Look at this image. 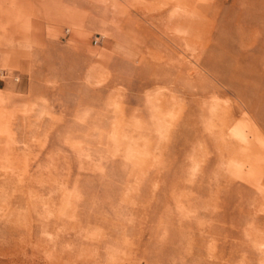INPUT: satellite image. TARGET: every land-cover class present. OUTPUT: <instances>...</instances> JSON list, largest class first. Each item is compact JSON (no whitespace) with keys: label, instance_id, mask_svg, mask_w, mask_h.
<instances>
[{"label":"rangeland","instance_id":"374dc122","mask_svg":"<svg viewBox=\"0 0 264 264\" xmlns=\"http://www.w3.org/2000/svg\"><path fill=\"white\" fill-rule=\"evenodd\" d=\"M4 124L0 264H264V0H0Z\"/></svg>","mask_w":264,"mask_h":264},{"label":"bare ground","instance_id":"6f19581e","mask_svg":"<svg viewBox=\"0 0 264 264\" xmlns=\"http://www.w3.org/2000/svg\"><path fill=\"white\" fill-rule=\"evenodd\" d=\"M146 83L149 82L147 81ZM0 128H3V133L7 130L6 124L2 127L0 126ZM2 137L4 136H0V139H2ZM2 142L3 141L0 140V165L2 166V169H0V226L10 236H13L20 231L15 225V222L20 220L23 215V209L27 208L29 205V202L27 200L25 201L26 182L22 171L25 162V152L22 145L24 140L22 136L17 133L13 144H3L4 142ZM32 198H29L31 207H36L37 200ZM41 262L42 261H8L9 264H40ZM43 262L44 264H58L57 261Z\"/></svg>","mask_w":264,"mask_h":264}]
</instances>
